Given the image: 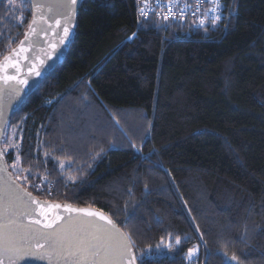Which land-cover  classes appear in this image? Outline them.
<instances>
[{"label": "trees", "instance_id": "trees-1", "mask_svg": "<svg viewBox=\"0 0 264 264\" xmlns=\"http://www.w3.org/2000/svg\"><path fill=\"white\" fill-rule=\"evenodd\" d=\"M226 2L224 29H193L84 0L64 62L5 127L17 182L105 212L150 264H264V0ZM30 20L0 3V59Z\"/></svg>", "mask_w": 264, "mask_h": 264}, {"label": "snow or ice", "instance_id": "snow-or-ice-1", "mask_svg": "<svg viewBox=\"0 0 264 264\" xmlns=\"http://www.w3.org/2000/svg\"><path fill=\"white\" fill-rule=\"evenodd\" d=\"M78 2L79 0H70L72 5H76ZM202 2L203 0H197L198 4ZM208 2L214 5L208 11L213 13L212 25L216 26L220 21V15L217 14L220 2L219 0H208ZM146 8L147 0L145 7L138 8L141 17L147 15ZM170 11L175 18L176 8H170ZM180 13L181 19H183L182 9ZM163 19L167 20L168 15L165 14ZM55 23L57 27H60L59 20ZM199 25L203 28L205 20L200 19ZM29 29L32 33L37 31L32 24H29ZM134 35L135 33H133ZM68 36L69 28L65 26L59 41L61 45L64 44ZM131 38L129 37V39ZM28 39L26 33L25 41ZM25 41H21L19 49L14 51L11 56L4 57L5 62L0 64V81L5 85V88H0V97L7 91L16 103L22 100L24 89L13 87L10 82L15 81L18 85H28L29 83L28 79L19 78L21 61L29 59L24 54L32 47V44H29L26 48ZM49 47L53 53L56 52V44H50ZM46 55L49 60L52 59V53ZM36 59L41 65L44 63L39 57ZM29 63H31V67L27 68V75L40 76L41 72L37 64L32 61ZM9 68L14 69L17 75H8ZM4 115V110L0 106V119H3ZM3 154L0 152V157ZM12 167L15 169L16 164H13ZM64 167L65 165L61 162L60 168ZM32 205L35 207L33 208ZM61 208L68 213L67 216L56 211ZM73 213H78V215H73ZM84 217H95L102 223H96L94 220L84 219ZM175 243L177 246L182 243L179 236L176 237ZM167 247L170 248L171 244ZM160 250L158 245L156 251ZM129 251L130 237L122 233L113 220L103 212L72 208L70 205L41 204L31 191L21 190L18 184L8 183L6 186L0 184V264H5V258L8 264H21L22 261L28 260L47 261V264H125V262L136 264L137 259L141 261V264H150L153 256L152 249L143 252L139 258L129 257ZM196 251V247L188 249L187 256H194ZM224 256L227 257V253H224ZM230 260L239 264V257L236 254H233Z\"/></svg>", "mask_w": 264, "mask_h": 264}, {"label": "water", "instance_id": "water-1", "mask_svg": "<svg viewBox=\"0 0 264 264\" xmlns=\"http://www.w3.org/2000/svg\"><path fill=\"white\" fill-rule=\"evenodd\" d=\"M6 0H0L4 2ZM28 2L31 8V20L29 24H32L36 28V32H30L29 25L26 28L22 38L18 43L6 54V56H11L12 53L19 49L21 46V41H25V34H28L29 39L24 42V46L28 48L29 44H32V47L29 48L27 53L24 55L28 56V60L21 61V73L19 78L28 79V85H18L15 81L10 82L13 87H19L24 89L22 92V100L19 103L13 101L12 97L9 96L8 92L5 91L0 97V106L4 110V118L0 119V152H2L1 141L3 138L4 130L7 125L9 118L14 115L25 103V101L38 89V87L43 83V81L48 78L52 72L56 69L57 66L61 65L73 43L76 27H77V13L84 0H79L76 5H72L70 0H25ZM60 21V27L56 26V21ZM51 25V27H49ZM67 26L69 28V36L64 44H60V37L63 35V28ZM50 44H56V52H52V49L49 47ZM47 53H52V59L47 58ZM4 57L0 59V64L4 63ZM39 57L40 60H43L44 63L41 65L39 60L36 59ZM16 59V57H13ZM29 61L35 62L39 71L41 72L40 76H35V74L28 76L27 68L31 67ZM8 75H17L15 70L12 68L8 69ZM0 88H5V85L0 81ZM6 121V122H5ZM0 184L5 186L8 183L14 185H20L17 180L11 174L4 157H0ZM21 190H27L20 185ZM28 191V190H27ZM32 195L41 203V204H61V205H70L72 208H83L85 210L100 211L92 207H78L68 203L63 202H51L39 199L33 193ZM34 208L35 205H32ZM60 212L61 215L67 216L68 213L63 211V208L56 210ZM106 214L105 212H103ZM73 215H78V213H73ZM109 216L108 214H106ZM110 217V216H109ZM84 219L94 220L96 223H102L101 221L96 220L95 217H84ZM112 219V218H111ZM114 222V221H113ZM115 223V222H114ZM116 224V223H115ZM117 228L124 234H126L117 224ZM129 257H135L133 245L130 241V251L128 253ZM5 264H8L7 259L5 258ZM21 264H47V261H22ZM127 264V262H125ZM136 264L137 260H136Z\"/></svg>", "mask_w": 264, "mask_h": 264}, {"label": "built area", "instance_id": "built-area-1", "mask_svg": "<svg viewBox=\"0 0 264 264\" xmlns=\"http://www.w3.org/2000/svg\"><path fill=\"white\" fill-rule=\"evenodd\" d=\"M220 7L217 10V14L220 15V21L216 26L212 25L213 13L208 11L209 8L214 7L208 0H203L202 3H197V0H147V15L141 17L138 8L145 7L146 0H138L137 16L139 19H155L162 22L165 25L169 24H185L188 23L193 29H205L221 26L225 28L227 21L229 20L232 9L231 5L226 0H219ZM176 8V16L173 18L170 8ZM183 10V19H181L180 10ZM167 14L168 19L164 20L163 16ZM206 14V15H205ZM204 19V27H200L199 20Z\"/></svg>", "mask_w": 264, "mask_h": 264}, {"label": "rangeland", "instance_id": "rangeland-1", "mask_svg": "<svg viewBox=\"0 0 264 264\" xmlns=\"http://www.w3.org/2000/svg\"><path fill=\"white\" fill-rule=\"evenodd\" d=\"M8 4H13V2L9 1ZM4 147H5V151H9V150L15 151V149L18 147V137L15 134V132L9 131L6 134ZM15 169L16 170L18 169L17 166L15 167ZM41 186H42V182H39V183H37L36 188L41 189L42 188ZM196 255H197V251H196V254L194 256L188 257L189 262L193 261L196 258Z\"/></svg>", "mask_w": 264, "mask_h": 264}]
</instances>
